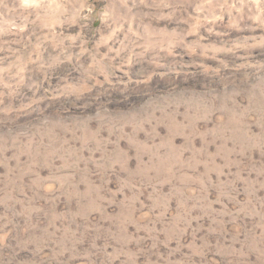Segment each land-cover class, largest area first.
<instances>
[{"label":"rangeland","instance_id":"1","mask_svg":"<svg viewBox=\"0 0 264 264\" xmlns=\"http://www.w3.org/2000/svg\"><path fill=\"white\" fill-rule=\"evenodd\" d=\"M0 264H264V0H0Z\"/></svg>","mask_w":264,"mask_h":264}]
</instances>
